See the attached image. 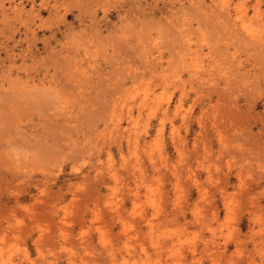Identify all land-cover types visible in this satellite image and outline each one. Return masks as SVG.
Masks as SVG:
<instances>
[{"label": "rangeland", "instance_id": "rangeland-1", "mask_svg": "<svg viewBox=\"0 0 264 264\" xmlns=\"http://www.w3.org/2000/svg\"><path fill=\"white\" fill-rule=\"evenodd\" d=\"M0 264H264V0H0Z\"/></svg>", "mask_w": 264, "mask_h": 264}]
</instances>
